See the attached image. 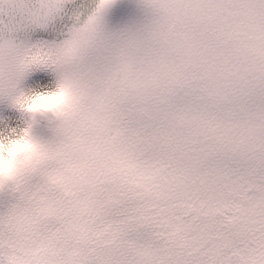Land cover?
<instances>
[{"label": "snow or ice", "instance_id": "1", "mask_svg": "<svg viewBox=\"0 0 264 264\" xmlns=\"http://www.w3.org/2000/svg\"><path fill=\"white\" fill-rule=\"evenodd\" d=\"M21 142L0 264H264V0H0Z\"/></svg>", "mask_w": 264, "mask_h": 264}, {"label": "clouds", "instance_id": "2", "mask_svg": "<svg viewBox=\"0 0 264 264\" xmlns=\"http://www.w3.org/2000/svg\"><path fill=\"white\" fill-rule=\"evenodd\" d=\"M59 102V98H38L32 102L31 107L33 109H46ZM28 150V146L24 142L11 145L5 149L6 158L0 159V173L7 172L12 167L13 159L18 155L26 153Z\"/></svg>", "mask_w": 264, "mask_h": 264}]
</instances>
